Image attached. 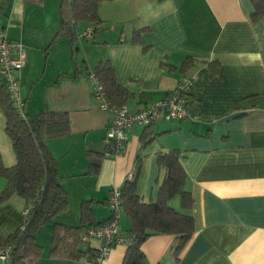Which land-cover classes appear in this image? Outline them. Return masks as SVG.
Here are the masks:
<instances>
[{
    "label": "crops",
    "instance_id": "0c3cea01",
    "mask_svg": "<svg viewBox=\"0 0 264 264\" xmlns=\"http://www.w3.org/2000/svg\"><path fill=\"white\" fill-rule=\"evenodd\" d=\"M46 3L0 0V27L25 52L26 63L18 76L26 116L45 109L69 114V131L46 139L57 159L59 183L69 207L38 228L35 239L42 246L38 264H96L88 252L79 259L49 256L54 222L80 225V205L85 200L92 201L95 221L109 218L111 188L122 186L127 174L133 175L137 169V195L154 201L157 154L173 148L181 151L187 173L185 186L193 198L188 212L194 217L195 231L177 259L170 250L174 235L149 236L141 244V264H264V17L251 20L252 2L103 1L98 7L101 22L91 39L83 38L89 40L85 44L80 35L90 25L83 22L79 29L76 24L78 47L84 51L83 68L93 70L98 63L108 62L117 83L133 93L124 104L130 111L164 98L183 73H199L190 91L189 116L159 120L150 126L135 124L125 151L117 156L106 154L110 113L98 108L88 74H80L70 46L76 70L62 74L51 69L40 86L45 104L34 98L30 87L26 91L36 80V68L42 61L46 70L55 44L51 40L59 20ZM137 29L142 31L133 43ZM186 57L194 62L182 71L180 65ZM63 81H69L70 93L47 97ZM0 155L4 166L16 163L1 111ZM91 164H98L95 171ZM4 184L0 177V190ZM171 204L179 208V198L174 197ZM25 205L14 194L0 206V238L19 227ZM119 226L123 233L130 227L124 214ZM85 234H81L79 247L94 252L100 240L85 238ZM126 247L116 244L99 264H121Z\"/></svg>",
    "mask_w": 264,
    "mask_h": 264
},
{
    "label": "trees",
    "instance_id": "16d2710c",
    "mask_svg": "<svg viewBox=\"0 0 264 264\" xmlns=\"http://www.w3.org/2000/svg\"><path fill=\"white\" fill-rule=\"evenodd\" d=\"M103 1L111 0H60V20L58 30L51 43L66 39L73 59L78 50L76 24L84 22L93 30L101 19L98 7ZM253 5L251 20L257 21L264 17V0H250ZM142 29L133 33L132 42L139 40ZM194 58L186 57L180 65L185 71ZM211 62H209L210 64ZM87 74H93L101 82L106 99L116 105H124L132 92L117 83L112 66L108 62L98 63L93 70L85 67ZM0 111L5 116V133L9 137L16 155V163L4 166L0 155V177L5 184L0 190V206L12 195L22 197L26 204L40 191L29 219L22 227H18L7 238H0V246L11 244L13 250L10 264H38L42 254V246L36 242L35 234L39 227L64 213L69 203L66 193L59 183L57 159L50 153L46 139L69 131V114L67 111L42 110L33 117L22 118L13 107L8 91L0 76ZM148 128V127H147ZM150 140L145 139L142 146ZM156 162L159 168L157 197L154 201L143 200L136 193V176L138 169L131 178H126L120 186L122 214L130 220L129 229L124 232L131 238L127 244L121 264H141L144 253L141 244L151 235L172 234L175 243L170 250L174 259L192 237L195 231V220L188 212L193 204L190 191L186 188L187 173L181 160L178 148L169 149L157 154ZM98 164H91L95 171ZM178 197L180 207L175 208L171 200ZM92 201H82L80 205V225H65L54 222L51 235L49 256L79 259L88 252L91 257L94 252L82 250L81 234L90 227L107 223L111 219L95 221L91 208Z\"/></svg>",
    "mask_w": 264,
    "mask_h": 264
},
{
    "label": "built area",
    "instance_id": "2783aa9c",
    "mask_svg": "<svg viewBox=\"0 0 264 264\" xmlns=\"http://www.w3.org/2000/svg\"><path fill=\"white\" fill-rule=\"evenodd\" d=\"M92 34L93 28L88 26L80 37L91 39ZM25 63V52L20 42L8 38L4 29L0 27V76L13 107L24 119L26 116L24 102L20 95L18 72ZM88 78L92 85V95L97 99L99 108L110 113L105 136L106 154L117 156L125 151L128 133L135 124L150 126L159 120H177L189 116L190 91L198 81L199 73L197 71L183 73L174 88L164 98L149 102L146 106L134 111L128 110L125 105L109 102L105 97L101 82L93 72L88 73ZM131 177L132 173L127 174V178ZM120 194L119 187L111 188L107 198L111 210L110 221L96 227H90L84 236L85 238L93 237L100 240V245L90 257L96 264L105 259L116 244L127 245L131 242V238L126 236L119 226L122 217ZM39 197L40 191L25 205L19 227H22L29 219ZM12 250L11 244L0 246V262L2 264H9Z\"/></svg>",
    "mask_w": 264,
    "mask_h": 264
},
{
    "label": "rangeland",
    "instance_id": "374dc122",
    "mask_svg": "<svg viewBox=\"0 0 264 264\" xmlns=\"http://www.w3.org/2000/svg\"><path fill=\"white\" fill-rule=\"evenodd\" d=\"M46 4L47 6L51 9L50 11H52V13L54 14L55 18L57 17V20H60V12H59V2L60 0H46ZM83 22L78 23V27L79 29L83 26V24H81ZM81 40H83L82 42L87 43L89 40L84 41V39L82 38ZM52 51H51V55L49 56L50 61H48V66L45 69V62L42 61L40 63V65H38V68H36V72L37 75L36 80H33L30 84V86H27L26 91L31 90V94L34 96V98H36L37 100H40L45 104L46 99L44 97V90L41 86L42 82L45 81V78L49 76V73L51 71V69H54V71H58V73H69V71H73L76 70L75 68V64L73 62V60L70 58L69 55V45L66 39L62 38L60 41H58L57 43H55L53 45ZM76 57L78 59V63H79V67H80V74H84L85 69L83 68L82 64V59L84 58V51L83 49L79 46L78 50L76 51ZM52 63V64H51ZM75 73V72H74ZM38 79H40L38 81ZM39 82L37 84H35V86L32 89L33 83ZM69 81H63L58 89H50L47 92V97H49L50 95H56L58 93H63L68 95V93H70V89L68 87V83ZM21 86V84H20ZM93 96V95H92ZM94 101L96 102L97 106H98V101L97 99L93 96ZM99 108V107H98ZM1 263V262H0ZM2 264V263H1Z\"/></svg>",
    "mask_w": 264,
    "mask_h": 264
},
{
    "label": "water",
    "instance_id": "95a60500",
    "mask_svg": "<svg viewBox=\"0 0 264 264\" xmlns=\"http://www.w3.org/2000/svg\"><path fill=\"white\" fill-rule=\"evenodd\" d=\"M59 5H60V2H59Z\"/></svg>",
    "mask_w": 264,
    "mask_h": 264
}]
</instances>
